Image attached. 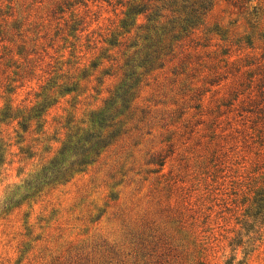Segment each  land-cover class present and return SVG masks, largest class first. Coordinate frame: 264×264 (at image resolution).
I'll return each instance as SVG.
<instances>
[{"label": "rangeland", "instance_id": "374dc122", "mask_svg": "<svg viewBox=\"0 0 264 264\" xmlns=\"http://www.w3.org/2000/svg\"><path fill=\"white\" fill-rule=\"evenodd\" d=\"M168 1L0 0V205L67 127L99 141L0 212V264H143L142 231L179 264H264V0Z\"/></svg>", "mask_w": 264, "mask_h": 264}, {"label": "trees", "instance_id": "16d2710c", "mask_svg": "<svg viewBox=\"0 0 264 264\" xmlns=\"http://www.w3.org/2000/svg\"><path fill=\"white\" fill-rule=\"evenodd\" d=\"M160 1V0H156ZM177 0H169L168 4H174ZM170 7V6H169ZM183 8H188L187 6H183ZM144 9V8H143ZM133 8L132 10L136 13H139L140 10ZM190 10V9H189ZM196 11L192 10L188 13V16L186 19H184L183 24L180 25V27L183 30H186L188 26L192 25L194 23L193 20H198V17L196 16ZM148 15V20L149 19ZM152 18V17H151ZM168 31V29L166 28ZM149 54H146L147 56ZM151 57L148 58L146 61H150ZM128 66V63L126 64ZM135 74L134 72L125 74L127 76L126 78H129L131 80L132 75ZM139 82L138 78H135V81L133 83H130L129 85L126 83V87L132 88V86ZM122 96H127V90H122ZM123 103L121 104V108L117 109L115 115L121 114L122 112L120 110L126 107V104L128 103V99H122ZM43 108H32L29 111H26V115L21 116L20 118H23V122L19 125L22 129H26V121L30 122L31 120H40V117L43 113ZM11 116H14L13 114H6L5 118H11ZM1 121V119H0ZM70 127H67L68 133L67 137L65 139V142L62 144V148L59 151V157L54 158L52 161H50L47 164H44L42 167H40V170L35 172L28 180L23 182L22 185L15 187L12 192L11 196L5 200L0 205V212H7L10 207H12L15 204H20L23 199H26L30 195H32V191H36V189H39L42 185H45L47 182L54 181L58 179L59 177L66 174V172L70 171L74 166H82L84 164H87L86 161L87 156L91 153L96 151L94 147L99 145V141L91 144L90 146L86 147L87 143H90V140L94 137V132L87 133L83 135L80 130L74 131L69 129ZM83 135V136H82ZM101 144H104V142H101ZM3 156H4V148L3 143L0 138V165L3 163ZM75 158L74 161L67 164L65 166L64 164L70 159ZM80 171V170H79ZM255 209L256 213L254 216H263L264 215V195L256 196L255 198ZM130 236L132 237L133 242L136 244L134 247V252L141 258L143 261V264H179V262L175 261L174 257L172 256L171 252L172 250H165L162 251V248H164L165 244H162V242L166 239L165 236H159L157 234V231H142L141 233L135 232L131 233ZM164 238V239H163ZM152 239L153 241H149ZM208 239V238H207ZM200 241V240H199ZM161 244V245H160ZM169 245V244H167ZM206 243H201L200 248L201 250L207 251L208 249L204 247ZM171 259V260H170ZM106 264V263H105ZM181 264V263H180ZM195 264H207L205 261H203V257L199 256Z\"/></svg>", "mask_w": 264, "mask_h": 264}]
</instances>
